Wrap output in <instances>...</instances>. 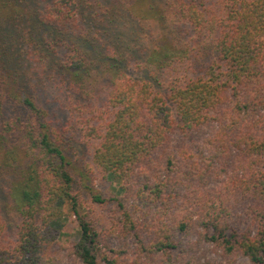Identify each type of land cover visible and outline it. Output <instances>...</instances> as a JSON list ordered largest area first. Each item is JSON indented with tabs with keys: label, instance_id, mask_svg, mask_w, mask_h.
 <instances>
[{
	"label": "trees",
	"instance_id": "obj_1",
	"mask_svg": "<svg viewBox=\"0 0 264 264\" xmlns=\"http://www.w3.org/2000/svg\"><path fill=\"white\" fill-rule=\"evenodd\" d=\"M70 216L82 264H264V0H0V264H63Z\"/></svg>",
	"mask_w": 264,
	"mask_h": 264
},
{
	"label": "rangeland",
	"instance_id": "obj_2",
	"mask_svg": "<svg viewBox=\"0 0 264 264\" xmlns=\"http://www.w3.org/2000/svg\"><path fill=\"white\" fill-rule=\"evenodd\" d=\"M83 149L87 152L85 147ZM94 184L96 189L106 196H112L116 193L110 182L102 177H96ZM127 203L136 219L144 217L148 209L144 202L138 204L137 201L129 199ZM110 207V205L107 207V211L113 214L115 210L112 208L109 209ZM68 219V222L61 224L62 231L65 233L61 234V244L57 247L59 249V255L63 264H82L69 251L70 245L78 237V222L75 216H70ZM200 231L203 230L198 229L190 232H182L175 236L177 247L173 250V259L175 260L173 264H253L247 256L241 253L236 254V256L234 254L231 257L227 256L217 243L202 237ZM126 245L130 249L134 248L130 240ZM133 257L134 255H130V259ZM182 257H188L190 260Z\"/></svg>",
	"mask_w": 264,
	"mask_h": 264
}]
</instances>
